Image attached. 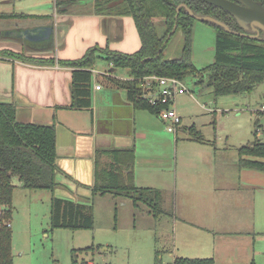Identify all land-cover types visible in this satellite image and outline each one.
Instances as JSON below:
<instances>
[{
    "label": "crops",
    "instance_id": "obj_1",
    "mask_svg": "<svg viewBox=\"0 0 264 264\" xmlns=\"http://www.w3.org/2000/svg\"><path fill=\"white\" fill-rule=\"evenodd\" d=\"M89 6V2H84L77 5L76 12L61 15L55 13L54 0H0V14L50 17L49 20L31 17L10 19L24 21V25L28 26L34 23L35 26L16 27L11 34L0 31V54L6 51L52 61L51 64L38 65L0 55V102L15 106L16 121L19 123L54 125L55 128L57 188L46 195L29 198V211L39 206L44 208L49 212L50 226L52 197L91 205L92 213L97 200L109 198L110 203H117L124 199L120 202L126 205L129 199L92 194L94 164L97 151L132 149L135 155L134 185L169 193L172 199L174 195L172 216L167 217L170 222L168 219L163 222L170 226L167 238L172 249L169 264L176 257L211 258L214 264L218 261L221 264H254L256 243L262 246L264 243V172L238 168L237 149L240 146L227 155L231 146L219 137L217 119L209 120L207 124L212 125V131L206 132L196 129L193 124H183V117L176 111L181 117L180 127L175 135L168 133L155 115L134 107L127 90L108 83L105 77L121 81L129 77L127 72L125 75L114 71L104 58L91 71L89 108H69L73 69L61 66L59 62L79 60L89 49L96 47L133 54L141 46L131 17L97 16ZM41 31L46 35L39 42L49 48L42 49L43 44L41 47L34 46L37 42L19 36V33L29 36ZM24 42L29 44L25 46ZM96 86L100 89L96 90ZM191 127L202 136V142L191 138L188 130ZM100 161L108 163L109 159L102 157ZM34 192L40 191H29V195L25 196H35ZM142 212L138 214L142 218L152 217L147 209ZM29 218H34V215ZM152 219V228L149 222H144L141 230L144 234L153 231L154 244H158L160 236L156 235V220L161 226L162 221ZM28 230L26 226L25 234ZM74 231L73 236L80 232ZM73 238L72 250L93 248V245L77 246ZM13 242L12 237V255L15 249ZM100 247L98 242L97 248ZM156 252L159 251H154L155 261L160 260ZM23 253L21 251L18 256H23ZM79 264H92V260L81 259Z\"/></svg>",
    "mask_w": 264,
    "mask_h": 264
},
{
    "label": "trees",
    "instance_id": "obj_2",
    "mask_svg": "<svg viewBox=\"0 0 264 264\" xmlns=\"http://www.w3.org/2000/svg\"><path fill=\"white\" fill-rule=\"evenodd\" d=\"M253 1L264 6V0ZM84 2L90 3V11L97 16L131 17L141 46L133 54H122L96 47L89 49L79 60L59 62L61 66L73 69L72 100L69 106L71 109L89 108L91 71L101 58H104L103 60L114 71L121 69L128 73L129 79L125 81L105 77L108 83L127 90L129 99L136 109L146 110L155 116L158 108L138 99L144 92L142 79L151 75L175 78L182 82L189 76L195 77L197 84H203L212 90L215 99L250 93L255 86L264 82V42L227 33L209 22L202 23L210 25L215 30L214 62L200 71L193 65L191 32L192 23L196 20L188 15L187 9L195 16H208L222 22L233 32L245 33L225 11L200 0H54V10L57 14H70L72 6ZM29 17L44 20L50 18L0 14V21ZM156 18L164 21L162 35L158 33L153 22ZM174 26L176 29L172 33ZM178 29L183 36L181 55L175 60H165L163 52ZM0 55L38 65L52 63L6 51ZM261 125L259 118H256L253 141L237 149L239 169L249 168L264 172V141L257 138L256 131ZM193 129V127L188 129L191 138L202 142V136L197 131L193 132ZM95 157L92 194H110L129 199L136 209L141 204L156 219L172 216V196L169 193L150 188H137L134 185L135 155L132 149L97 151ZM102 157H107L109 162L101 163ZM56 158L54 125L19 123L16 121L15 106L0 102V264H13L10 219L12 195L16 188L14 181L24 190L54 192L57 188ZM92 226L91 205H79L52 197L50 229L73 231L91 229ZM92 251H94L92 247L72 250V264H77L78 254ZM158 254L159 252H156V257ZM172 264H214V261L211 258L176 257Z\"/></svg>",
    "mask_w": 264,
    "mask_h": 264
},
{
    "label": "rangeland",
    "instance_id": "obj_3",
    "mask_svg": "<svg viewBox=\"0 0 264 264\" xmlns=\"http://www.w3.org/2000/svg\"><path fill=\"white\" fill-rule=\"evenodd\" d=\"M70 9L71 13H74L78 7L72 6ZM153 22L158 33L162 35L164 32L163 19L156 18ZM24 24V21H10L9 19L0 22V31L4 33L8 31L11 34L15 32L16 27L23 29L35 26L34 23H29L30 26ZM215 37V30L210 25L197 20L192 23L191 60L198 71L214 62ZM24 43L25 46L29 44L28 42ZM42 44L45 45L42 49L49 48L47 44L39 41L33 45L41 47ZM182 46L183 36L181 30L178 29L170 38L163 52L164 59H178ZM126 72V70L118 69V73L125 74ZM204 80L206 82V79ZM183 83L187 92L177 95L174 103L175 110L183 117V124H193L196 129L209 132L212 131V125L207 123L210 119H217L216 130L219 131V137L224 138L231 146L228 147L227 155L234 153L236 147L253 141L252 134L256 129L255 120L257 118L254 111L264 105V82L255 86L250 93L217 99L214 98L210 88L203 84H197L195 77L189 76ZM259 120L263 124L264 118L260 117ZM196 129L194 128L193 132ZM258 130V138L260 141H264V132L260 128ZM14 184L16 188L12 195L10 219L13 226L11 229L14 238L13 247L15 248L13 250L14 264H71L73 237H75L77 246L83 248L93 245L95 249L92 254L78 256L77 264L81 259L85 261L90 259L92 264H169L171 262L169 252H172V249L170 243L167 242V238L170 236V226L163 223L169 218L163 216L158 218L162 221L163 227L158 222L159 220H156V235L160 236V242L154 244L153 231L150 234H144L141 230L144 222L146 224L149 222L150 228L154 222L152 217L147 219L138 215L146 210L141 204L135 209L130 200H126V205L120 202L124 199L118 200L117 203L116 201L110 203L109 198L97 200L94 203L93 222L95 221V224L92 229L76 230L80 232L73 230L78 233L73 236L72 230L50 229L48 225L49 212H46L44 208L39 206L33 211H29L28 208H31V205L28 206L29 198L46 195L49 193L48 191L34 192L35 196L31 194L25 196L29 195V191L19 188L16 181ZM172 201H174V195ZM31 215H34V218L30 219ZM26 226L29 228L27 234H25ZM166 232L168 233L166 234ZM93 233H95L94 238ZM162 234L163 239L161 238ZM98 242L101 244L100 248H97ZM155 249L159 251L160 258L158 257V259L160 260L153 259ZM255 250L253 253L254 264H264V243L262 246L257 242ZM17 251L18 253L23 251L24 255L18 256ZM220 262L218 261L216 264H221Z\"/></svg>",
    "mask_w": 264,
    "mask_h": 264
},
{
    "label": "built area",
    "instance_id": "obj_4",
    "mask_svg": "<svg viewBox=\"0 0 264 264\" xmlns=\"http://www.w3.org/2000/svg\"><path fill=\"white\" fill-rule=\"evenodd\" d=\"M141 83L144 92L138 99L157 107V118L163 122L168 133L175 135L180 127L181 117L176 112L174 103L177 95L187 92L184 83L175 78L155 75L143 78ZM95 89L99 90L100 86H96ZM254 115L257 118H264V105L255 110ZM259 128L264 132V122Z\"/></svg>",
    "mask_w": 264,
    "mask_h": 264
},
{
    "label": "water",
    "instance_id": "obj_5",
    "mask_svg": "<svg viewBox=\"0 0 264 264\" xmlns=\"http://www.w3.org/2000/svg\"><path fill=\"white\" fill-rule=\"evenodd\" d=\"M228 13L245 33L233 32L224 23L208 16H195L187 9L189 16L200 22H209L225 32L264 42V6L253 0H200ZM179 7L177 8L178 11ZM174 26L172 33L175 31ZM170 35L168 36V39Z\"/></svg>",
    "mask_w": 264,
    "mask_h": 264
},
{
    "label": "flooded vegetation",
    "instance_id": "obj_6",
    "mask_svg": "<svg viewBox=\"0 0 264 264\" xmlns=\"http://www.w3.org/2000/svg\"><path fill=\"white\" fill-rule=\"evenodd\" d=\"M33 33H35V32H33ZM33 33H32V35H29V36L26 33L25 34L22 33V35H20L21 33H19V36H22V38L24 40H27V41L30 40V42H37V41H40L41 39H43L46 35L44 31H41L38 34H33Z\"/></svg>",
    "mask_w": 264,
    "mask_h": 264
}]
</instances>
